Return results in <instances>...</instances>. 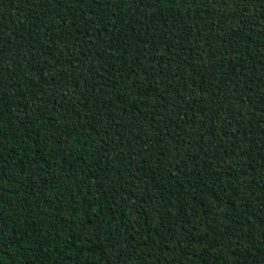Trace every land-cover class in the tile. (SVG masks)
<instances>
[{
    "label": "trees",
    "instance_id": "16d2710c",
    "mask_svg": "<svg viewBox=\"0 0 264 264\" xmlns=\"http://www.w3.org/2000/svg\"><path fill=\"white\" fill-rule=\"evenodd\" d=\"M0 264H264V0H0Z\"/></svg>",
    "mask_w": 264,
    "mask_h": 264
}]
</instances>
